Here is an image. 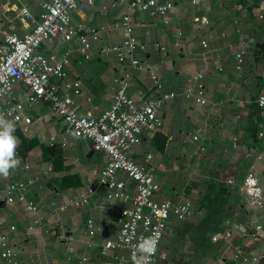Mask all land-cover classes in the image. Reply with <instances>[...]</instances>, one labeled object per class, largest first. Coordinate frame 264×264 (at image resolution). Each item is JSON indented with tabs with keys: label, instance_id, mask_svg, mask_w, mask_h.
<instances>
[{
	"label": "crops",
	"instance_id": "0c3cea01",
	"mask_svg": "<svg viewBox=\"0 0 264 264\" xmlns=\"http://www.w3.org/2000/svg\"><path fill=\"white\" fill-rule=\"evenodd\" d=\"M155 1L171 3L172 8L150 14L116 0L79 1L70 23L88 37L87 56L77 49V37L43 41L36 53L52 54L56 60L67 56L66 78L77 80L81 89L73 96L74 107L80 115L94 118L113 105L116 78H127L126 93L136 100L180 91L194 75L202 74L206 103L166 100L158 110L162 127L144 131L130 153L156 175L160 189L155 201H187L191 206L183 220L170 212L154 264H264V145L257 137L264 121L256 105L263 88L264 0ZM22 9L30 15L24 21ZM43 9V0H0V43L6 34L29 33ZM126 14L132 17L134 41L144 46L136 48L134 56L148 64L147 70L133 67L129 56L120 62L115 52L102 51L124 40V32L110 26ZM101 28L108 29L93 40L90 30ZM151 74L157 76L160 88ZM54 81L61 89L64 79ZM13 89L31 119L25 132L10 120L15 124L20 162L7 175L0 174V232L6 234L15 261L136 264L126 248L101 252L105 242L118 235V216L131 208L135 182L117 171L115 178L124 182L129 199L107 198L99 174L106 153L94 150L87 138L66 132L65 123L46 102L29 105L22 82ZM44 147L60 150V170L43 159ZM248 173L261 190L258 204L245 200L242 187ZM73 176L70 181L79 185L60 187L63 178ZM9 182L26 184L25 197L37 206L36 215L19 202H4L2 189ZM80 197L87 203L68 205ZM257 256L262 258L254 261ZM0 264H5L1 257Z\"/></svg>",
	"mask_w": 264,
	"mask_h": 264
},
{
	"label": "built area",
	"instance_id": "2783aa9c",
	"mask_svg": "<svg viewBox=\"0 0 264 264\" xmlns=\"http://www.w3.org/2000/svg\"><path fill=\"white\" fill-rule=\"evenodd\" d=\"M79 1L83 0H43L44 9L29 33L22 37L15 34L4 36L3 42L0 43V118L16 122L22 132H25L31 123L30 117L24 112L23 103L14 93V85L20 81L26 88L24 99L29 105L46 102L51 112L63 120L66 132L87 138L94 150L105 152L106 164L99 174L100 183L106 186L107 198H119L124 201L129 199L124 182L115 178L117 171H123L135 182L136 195L132 198L131 208L122 210L118 216L120 228L116 239L107 240L101 247V252L126 248L136 264L137 259L143 264H154L170 212H173L178 220H183L191 213V206L187 201L179 204H173L170 200L155 201L153 196L160 189L156 175L145 166L137 164L130 153L132 148L139 144L144 131L153 133L162 127L158 110L166 100L181 98L186 102L206 103L203 76L197 73L180 91L163 93L154 99L140 96L136 100L131 99L126 93L127 78H116L118 87L111 108L97 118L80 115L73 104V96L81 92L80 83L66 78L67 56L56 60L52 54L43 56L36 53L43 41L52 40L57 36L65 41L77 37V49L87 56L88 37L78 34L70 23V14L76 9ZM85 1L92 2V0ZM116 1L125 4L129 9L148 11L150 14H164L172 8L171 3L159 4L155 0ZM192 3L197 4L198 0H192ZM21 12L23 21L24 18L30 17L24 9ZM204 23H207V20H204ZM110 28L121 29L125 38L121 44L104 47L102 51L115 52L120 62L129 56L133 67L140 71L147 70L148 64L136 58L133 53L136 48L144 46L138 45L132 37V17L126 14L120 22H115ZM107 29H91V38L97 40L98 33ZM202 44L205 46V42ZM236 57L239 60L241 54H237ZM237 68L240 66L237 65ZM262 77L263 88L256 99V105L264 121V73ZM151 78L155 86L160 88L161 84L157 76L151 74ZM54 79H64L61 89ZM257 137L264 145V123L260 125ZM25 190L26 184L23 182L6 183L2 189L4 202H19L27 211L36 215L38 208L25 197ZM242 190L245 200L249 203L261 202V190L251 173L247 174ZM86 203V197L68 201V205L74 207ZM87 227L89 234L92 235L94 229L91 220L87 221ZM255 229L261 231L260 226H256ZM101 234L105 236L106 232ZM66 239L70 243L71 238L66 237ZM142 240L149 249L147 252L138 249ZM69 251L72 252L71 247ZM0 257L5 264H18L14 259L13 251L8 247L7 236L2 232H0ZM261 258L262 256H257L253 260L258 261ZM84 260L83 258L82 261Z\"/></svg>",
	"mask_w": 264,
	"mask_h": 264
},
{
	"label": "clouds",
	"instance_id": "9594fccd",
	"mask_svg": "<svg viewBox=\"0 0 264 264\" xmlns=\"http://www.w3.org/2000/svg\"><path fill=\"white\" fill-rule=\"evenodd\" d=\"M16 147L15 124L10 120L0 118V174L7 175L10 168L19 164L20 158ZM138 249L144 252L149 250L143 240L139 243ZM137 264H143V262L137 259Z\"/></svg>",
	"mask_w": 264,
	"mask_h": 264
},
{
	"label": "trees",
	"instance_id": "16d2710c",
	"mask_svg": "<svg viewBox=\"0 0 264 264\" xmlns=\"http://www.w3.org/2000/svg\"><path fill=\"white\" fill-rule=\"evenodd\" d=\"M43 159L50 161L54 170H60L62 168V156H61L60 150L56 147H51V148L44 147L43 148ZM70 179L74 180L75 176L69 177V179L63 178L61 181L60 187L64 188L69 185H79L80 184L79 181L71 182Z\"/></svg>",
	"mask_w": 264,
	"mask_h": 264
}]
</instances>
